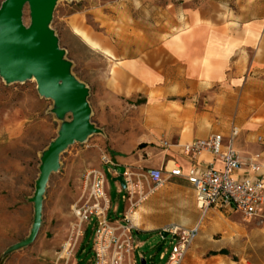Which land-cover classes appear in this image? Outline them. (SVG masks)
Listing matches in <instances>:
<instances>
[{"label": "rangeland", "instance_id": "rangeland-1", "mask_svg": "<svg viewBox=\"0 0 264 264\" xmlns=\"http://www.w3.org/2000/svg\"><path fill=\"white\" fill-rule=\"evenodd\" d=\"M3 2L0 0V7ZM131 5L132 0H60L55 5L49 27L70 65L71 76L88 90L90 121L96 132L61 152L58 169L51 173L43 193L42 218L34 239V197L42 160L63 126L72 122L73 114L58 116L54 101L39 93L34 77L8 83L0 75V264H56L75 222L72 209L79 197L83 176L86 171L99 167L104 155L112 162L101 166L111 199L109 218L112 220L122 219L126 212L125 191L113 180L118 176L114 169L123 167L128 174L145 175L151 167L146 163H161L160 143L151 138V129L143 122V107L147 103L140 90L142 85L135 99L126 98L118 91L126 88L125 37L132 31ZM136 10L134 16L141 23V12ZM23 22L26 27L31 25L28 5ZM109 47L114 49L112 56ZM147 207L158 208L148 214L158 223L159 230L136 232L135 255L138 264L142 258L147 264H165L172 249V238L163 237L161 231L171 226L191 227L201 218L196 191L192 185L179 186L177 179H172L134 208L131 215ZM214 212L224 221L240 217L233 212ZM174 213L181 217L173 220ZM143 220L146 221L145 217ZM209 222L207 215L203 228ZM239 222L249 231L254 220L245 222L240 218ZM217 224L222 226L221 222ZM93 229L91 224L70 264L94 263ZM201 232L204 229L199 235ZM224 234L217 232L215 243L221 245ZM244 238L248 240V236ZM242 249L243 242L236 241L232 246L236 260L240 255L253 254Z\"/></svg>", "mask_w": 264, "mask_h": 264}, {"label": "crops", "instance_id": "crops-1", "mask_svg": "<svg viewBox=\"0 0 264 264\" xmlns=\"http://www.w3.org/2000/svg\"><path fill=\"white\" fill-rule=\"evenodd\" d=\"M131 7L132 31L125 37L126 88L118 91L135 99L142 85L147 103L143 122L150 127L151 138L160 144L190 143L215 134L228 136L235 127L236 148L245 158L256 159L264 176V0H132ZM136 9L141 23L134 16ZM113 52L109 47L111 56ZM161 149V163H146L148 168L171 169L176 162L188 166L180 152L169 157ZM212 162L208 153L199 157L200 165ZM176 179L179 186L189 184L183 177ZM155 209L141 210L143 223L153 227L135 232L159 230L148 214ZM215 210L208 212L210 222L203 228L204 218V232L182 264H264V210L249 231L238 213L239 218L224 221ZM219 231L226 233L221 245L214 238ZM236 241L253 254L236 260L231 251Z\"/></svg>", "mask_w": 264, "mask_h": 264}, {"label": "built area", "instance_id": "built-area-1", "mask_svg": "<svg viewBox=\"0 0 264 264\" xmlns=\"http://www.w3.org/2000/svg\"><path fill=\"white\" fill-rule=\"evenodd\" d=\"M238 130L234 127L228 136L215 134L204 140L190 143L162 141L167 156L180 152L188 160L183 168L177 162L171 169L150 168L145 175L123 173L126 212L122 219L109 218L111 199L106 189L105 172L102 164H112L103 156L101 165L92 168L83 176L79 197L72 209L75 222L68 239L58 253L56 264H70L75 259L91 224L93 229V264H138L135 231L128 214L149 198L158 187L176 178H185L196 191L197 208L201 218L192 227L171 226L165 231L172 238V249L168 264H182L190 248L199 237L204 218L211 209L225 213H238L245 222L259 217L264 210V176L256 159L245 158L235 146ZM262 142V139H258ZM208 153L213 162L200 165L199 157ZM222 163L216 167L215 162Z\"/></svg>", "mask_w": 264, "mask_h": 264}, {"label": "water", "instance_id": "water-1", "mask_svg": "<svg viewBox=\"0 0 264 264\" xmlns=\"http://www.w3.org/2000/svg\"><path fill=\"white\" fill-rule=\"evenodd\" d=\"M60 0H4L0 7V75L8 82L25 81L34 77L39 93L52 99L56 113L73 114V120L63 126L42 160L34 204L35 223L33 239L37 236L42 218V198L53 171L58 169L62 151L75 142L84 141L96 132L90 121L91 110L87 102L88 90L70 74V65L64 60L58 39L49 25L56 3ZM29 6L31 25L23 22L24 9ZM118 176L113 180L125 189L123 167L114 169ZM167 237V231H161ZM141 264H147L142 258Z\"/></svg>", "mask_w": 264, "mask_h": 264}, {"label": "bare ground", "instance_id": "bare-ground-1", "mask_svg": "<svg viewBox=\"0 0 264 264\" xmlns=\"http://www.w3.org/2000/svg\"><path fill=\"white\" fill-rule=\"evenodd\" d=\"M178 212H181V211H178ZM128 217H129V220L131 221V223L133 224V226H135L136 228L143 229L146 227H148V228L153 227V224L143 223L141 212H134V214H132V215L128 214ZM176 217L179 218V217H181V215L174 213L172 219L174 220Z\"/></svg>", "mask_w": 264, "mask_h": 264}, {"label": "trees", "instance_id": "trees-1", "mask_svg": "<svg viewBox=\"0 0 264 264\" xmlns=\"http://www.w3.org/2000/svg\"><path fill=\"white\" fill-rule=\"evenodd\" d=\"M135 235H136V232H135ZM223 253H227V251H222Z\"/></svg>", "mask_w": 264, "mask_h": 264}]
</instances>
